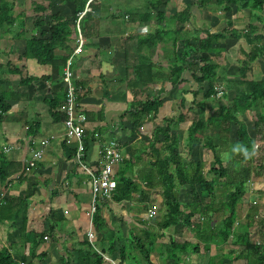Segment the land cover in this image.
Returning a JSON list of instances; mask_svg holds the SVG:
<instances>
[{
    "label": "crops",
    "instance_id": "1",
    "mask_svg": "<svg viewBox=\"0 0 264 264\" xmlns=\"http://www.w3.org/2000/svg\"><path fill=\"white\" fill-rule=\"evenodd\" d=\"M156 1L167 3L151 12L152 17L148 20H143V16L150 11V4ZM176 1H88L83 12L86 17L82 18V27V19H79L82 13L78 15L77 36H71L69 43L71 52L56 50L58 58L54 65H40L34 59L20 58L25 52L27 40L39 38L40 33L46 30L34 28V16L26 19L27 35L24 39L13 40L11 35L2 36L0 31V56L4 58L11 55L5 64L0 57L3 71L9 69V63L13 67L24 68L21 76L0 75V79L4 81L2 91L10 97L8 103L11 106V110L0 123V154L3 161L0 160V194L6 195L5 204L0 206V254L9 253L18 264H109L105 257L118 264H247V254L241 252L234 237L226 242L214 240L212 237L214 232L221 229L228 214L224 211L220 215L213 213V222L208 223L204 221L202 213H197L191 220L192 227L189 232H184L183 229L177 231L176 226L162 228L161 223L166 215L163 189L159 186L148 187L143 182V175L148 173L156 158L150 150L154 124H144L140 134L132 139V123L127 113L134 103L159 96L164 101L159 113L166 103H172L178 111L175 118L177 120L181 113L178 110L181 98H185L187 104L191 103L193 97L190 92L198 89L192 87L196 84L193 80L196 68L192 71L186 70L183 75L185 82L165 93L164 75L175 62L171 42L164 40L165 42L150 48L138 44L137 39H128L154 35L159 28L178 31L182 24L171 23L174 13L167 12L170 2L178 5ZM193 1L181 0L183 6L193 4L194 7L189 22L184 25L179 36L182 39L177 48L179 54L187 51L182 44L185 40L196 37L194 31L209 30L212 34H218L217 30L222 32L225 28L223 26L213 31L214 15L224 18L222 20H225V24L228 19L232 20L234 28L239 30L249 24H257V18L264 20V10L246 9L237 12V8L231 5V12L225 13L217 11L213 5L214 0L211 3L212 8L205 10L197 7L198 0ZM53 3V15L70 17L75 12L73 3L63 0H53ZM160 11L166 15L163 23H158V19H155ZM131 18L135 20L131 21ZM237 19H241L240 23L243 24L236 21ZM48 20L49 18L44 19L46 22ZM28 22L34 29L31 32H28ZM203 36L205 37L201 34L200 38H204ZM5 38L11 39L12 46L3 45ZM80 38L84 40L83 52L73 56ZM232 42L226 41L222 45ZM238 46L232 52L227 46L223 53L228 64L237 66L234 81L239 79V61L243 60L241 49L249 52V47H244L243 43ZM239 54L240 57L237 56ZM14 56H17L16 62L13 60ZM64 57H67L65 65ZM71 57L74 84L84 89L79 104L87 117V164L96 168L103 147L116 141L123 158L133 167L128 169V163H121L114 170L115 177L119 178L120 174L138 185V189L125 201L116 202L113 198L109 201H97L93 214L90 178L77 166L74 158L76 141L66 137L62 114L58 111L65 100L63 71ZM260 63L258 61L252 65V71L248 74L249 80H263V77L253 78L264 69ZM160 72L162 76L155 77ZM261 73L263 76L264 71ZM21 77L35 78L38 81L22 86ZM182 92L189 94L183 95ZM52 101L57 104V109L53 112L50 110ZM204 103L203 101L202 104ZM193 113L195 112L183 111L189 120L182 125L190 123V126L195 115H202V112L199 115ZM159 115L155 121L157 125L168 118L165 111L164 116L160 118ZM181 126L179 128L186 134L188 128L182 130ZM52 135L56 136V140L43 150V159L36 169L28 174L24 173L31 153L39 149L42 139ZM7 146L12 149L5 153L4 148ZM193 149L195 146L192 153ZM205 151L207 150L204 153ZM200 155L201 152H195V158L191 162L204 163L205 160ZM4 176L6 179L1 181ZM186 193L182 189L179 191L183 206L190 202ZM262 193L258 189L255 196L261 197L259 204L264 206ZM248 197L252 201L255 199L247 192L239 207L243 209L245 216L252 207L258 205L251 202V199L248 201ZM206 202L216 205V210L223 203L217 205L212 201ZM259 211L264 212V209L259 207ZM150 212L154 214L153 218H149ZM243 217L244 215H239L235 230L241 229L238 227H241L239 222ZM256 229L261 233L254 243L264 245V230L261 227ZM90 233L93 234L92 240L89 239ZM148 251L149 257H145ZM122 256L125 257L124 260Z\"/></svg>",
    "mask_w": 264,
    "mask_h": 264
},
{
    "label": "trees",
    "instance_id": "2",
    "mask_svg": "<svg viewBox=\"0 0 264 264\" xmlns=\"http://www.w3.org/2000/svg\"><path fill=\"white\" fill-rule=\"evenodd\" d=\"M88 1L90 0H63V2L73 3L75 6L74 14L70 17H64L59 14L53 15L52 10L55 6L53 0H0V31H4V34H10L11 36L13 34V40L24 39L27 35L25 30L26 19L34 16V28L36 30H46L40 33L39 38L27 40L25 52L20 58L24 60L34 59L40 65H54L58 58L56 50L71 52L72 49L69 45L71 36H77L76 22L78 15L85 12V6ZM212 1L200 0L197 7L203 10L211 9ZM214 2L213 5L218 9L217 11L225 13L231 12V5L235 6L237 10H264V0H214ZM19 3H23V5ZM166 3L156 1L150 4V11L145 17L143 16V20H148L149 17H152L151 12L157 11L165 6ZM193 7V4H186L181 12L174 13L171 23L179 22L182 24L178 31L171 28L165 31L159 28L154 35H149L145 38L134 37L133 39L132 37L128 39H133V41L137 39L138 44L150 48L165 42L164 40L171 42L175 62L168 73L164 75L165 93L185 82L183 75L186 70L192 71L194 67H198V70L193 69L195 71L193 72V80L198 85V89L190 92L193 97L191 107L187 108V100L182 97L178 106V110L181 113L177 120L167 118L162 124L157 125L155 123L160 108L164 104L163 99L159 96L147 99L144 102L134 103L132 109L127 113L130 116L128 119L132 123V139L140 134L144 124L150 122L154 124V136L152 137L150 150L156 158L150 165L148 173L143 175V182L148 187L159 186L163 189L166 215L161 223L162 228L176 226L177 231L183 229L184 232L185 230L189 232L192 227L191 220L195 214L202 213L204 221L211 223L213 222L211 214L220 215L224 211L228 215L223 220L221 229L214 232L213 239L226 242L230 237H234L239 243L241 252L247 254L245 257L247 264H264V245L260 244L259 246L256 242L254 243L255 238L261 233L256 228L261 227L264 230V212L259 211L258 206L252 207L245 217V223H241V229L235 230V224L239 221L238 209L247 193L246 180H235V177L233 178L235 181H231L232 177L229 174V170L224 167L223 161L218 155L217 146L211 138H208L204 144V149L212 152L214 156L208 170H206L207 167L202 162L184 161L180 146L181 132L179 128L189 120V117L184 115L183 111L187 113L195 111L197 115L201 112L200 110L205 103L202 104L203 101L197 103L196 99L204 91L203 86L206 84L208 88L204 92L203 97L206 100L215 99L218 108L208 119L204 120L203 117L196 118L188 127L185 146L188 152L192 153L194 143L197 142L204 131L214 128L218 132L217 137L223 143L222 145H227L231 149L239 146L247 150V158H245L244 153L236 151L232 152L230 161L239 164L243 168L242 171H245V167H256L257 177L264 176V164L254 166V156L252 154L256 147L257 139L262 132L261 126L264 125V114L261 113V111L264 112V79L258 81L248 79V74L252 71V65L258 61L264 62V20L257 18V24H249L243 30H239L235 29L232 20L228 19L225 28L218 34H212L209 30L194 31L196 37L189 38L182 44L186 50H193L191 55H187L185 52L179 54L177 53V48L182 40L179 36L184 30V25L190 20ZM45 18H49V20L46 22L44 21ZM165 18V13L161 11L155 17L156 20L158 19V23H163L162 21H165ZM83 19L80 22V27H82ZM134 20V18H131V21ZM14 28L17 29L16 32H14ZM201 34H204L205 37L200 38ZM239 40H244L249 47V52L247 53L241 49L243 60L239 61V79L233 81L218 73L221 67L215 60L226 52V48L222 45L224 42H237ZM66 59L67 57H64V65ZM3 68V65L0 64L1 76L7 74L21 76L24 70V68L13 67L10 63L7 71H3ZM140 75H142V70ZM157 75L162 76V72L156 73L155 77ZM34 81L38 80L30 77H21L20 85L24 86ZM219 84H226V91L223 92L220 98H217L216 86ZM3 85L4 81L0 79V123L11 110V106L8 103L10 97L3 93ZM227 92L234 93V98L229 100ZM181 94H189V92H182ZM81 97H83V94ZM224 101L228 102L225 104ZM53 102L50 104L52 112L57 109V104ZM253 112H256L253 118L257 132L255 138L250 135L248 126L241 120L243 116ZM127 114L124 116H127ZM233 126L237 127L234 131L235 140L229 144V135ZM85 144V147H87L88 143L86 141ZM85 151L87 153V150ZM127 163L128 169L133 167L126 159L123 160L122 165ZM5 179L6 176L1 181ZM223 180H226V182ZM216 185H222L227 194L226 201L219 205L217 210L215 209L216 205L206 202L208 198H215ZM137 189L138 185L133 180H129L119 174L117 189L112 198L116 202L125 201ZM181 189L187 192L188 198L190 197V202L186 203V207L180 201L179 191ZM262 235L264 236V233ZM147 254H150L149 251L145 257H149ZM124 259L125 257L122 256V260ZM0 264L18 263L12 259L9 253L5 252L0 254Z\"/></svg>",
    "mask_w": 264,
    "mask_h": 264
},
{
    "label": "rangeland",
    "instance_id": "3",
    "mask_svg": "<svg viewBox=\"0 0 264 264\" xmlns=\"http://www.w3.org/2000/svg\"><path fill=\"white\" fill-rule=\"evenodd\" d=\"M176 2L178 3V5H176V6L173 4V2H170L171 5L169 6V8L167 10L168 14L175 13L176 11H179V10H183L184 9V6L181 3V0H177ZM199 2H200V0H198V3ZM237 12H238V10H237ZM233 13L235 14L234 8H233ZM214 16H215L214 17L215 23H214V25H212L213 26L212 28H214L213 31L217 30L218 27H220V26L225 27V20H222L224 18H219L218 17L219 15H214ZM236 21H238L240 23L241 22V19H237ZM28 24H29L28 25V28H29L28 29V32H31V30H34V29H33L32 25H31V23L28 22ZM240 24H243V22L240 23ZM199 27H201V26H199ZM13 30H14V32L17 31L16 28H14ZM217 32L219 33L218 30H217ZM3 34H4V31L2 32V36H4ZM12 36H13V34H12ZM130 40L133 41L132 39H130ZM3 42H4L3 43L4 46H12V44H13L11 42V39H8V38H5V40H3ZM7 42H9V43H7ZM242 43H243V46L244 47L247 46L243 40H240V41H237V42L233 41L232 43H227V45H225L224 47L227 49V46H228L229 51L232 52L236 47H239L238 46L239 44H242ZM181 51H183V49ZM192 51L193 50L188 49L185 53L187 55H191ZM237 52L238 51H236V54H237ZM237 56L240 57L241 55L239 54ZM237 56H235V57H237ZM0 57H2V56H0ZM10 58H11V55L10 54H8L4 58L2 57L3 63L4 64L7 63V61ZM13 60H15V62H16L17 56H14V59ZM227 60H226V58L223 55H221V57L219 59L215 60V62L218 63L220 65V67H221L218 70V73L219 74H223L227 78H231L229 80H233L234 81V79H236L235 76L237 75L236 74V67L237 66L236 65L235 66H232V65L228 64V61ZM233 63L235 64V61ZM260 66L263 68L264 67V62H261L260 63ZM196 70H198V67L197 66H196ZM263 71H264V69H263ZM263 71H261V72H263ZM228 72H229V75H227ZM261 72L258 73L259 76L257 74H255V76H253V78L254 79L255 78L256 79H262V77H263V79H264V73H263V76H261L262 75ZM30 75H34V74L33 73H30ZM225 85L226 84H219V85H217L216 86V90L217 91L218 90L226 91V86ZM192 87H194L196 89V88H198V85L196 87V84H195V85H192ZM176 88H177V86L174 89H176ZM207 88H208V86L205 84L203 86V90L204 91L196 99L197 100V103H200L201 101H204L205 102L204 107H202L201 110H200L202 112V115L201 116L203 117L204 120L208 119L214 112L217 111V108H218L217 107V102H216L215 99H209V100L204 99L203 95H204V92L207 90ZM178 90H179V88H178ZM181 90H183V89H181ZM192 91H194V90H192ZM227 94L229 96V100H231V99L234 98V93L228 92ZM217 98H220V97L217 96ZM227 102L224 101L225 104ZM187 106L189 108L191 106V103L189 102L187 104ZM175 109L176 108L173 106L172 103H169V104L166 103V105L163 107V109L159 113L160 114L159 115L160 118L162 117V115L164 116V111H165V114L168 117V119H170V116H171L172 119H175L176 116L178 115V111L175 110ZM261 113L264 114L263 111H261ZM193 114H197V113L195 112ZM255 115H256V112L255 113L253 112L252 114H247V115H245V116H243L241 118V120L248 126V131H249L250 135L252 137H254V138L257 135L256 128L254 127V122H253V118L255 117ZM201 116H196L195 115L194 120L196 118H202ZM189 124L190 123H188L186 126L182 125L181 126L182 130H186L189 127ZM236 129H237L236 126H233L232 127V131H231V133L229 135V144L232 143L235 140V133H234V131ZM261 131L262 132H261V134L259 133L260 134V137L257 139V143H256V147L254 149V152H252V154L254 156L253 157L254 158L253 159V162H254L253 165L254 166H259V165L261 166V165L264 164V125L261 126ZM180 132H181L180 133V138H181L180 139V146H181L182 158L184 160H186V162L193 161V159L195 158L194 157L195 152H197V153L201 152V155L200 156L202 157V159L205 160L204 164L207 167L206 170H208V168L210 167V162H213L214 156H213L212 152H210L209 150L205 151L206 153H204V150H205L204 149V144L206 143V140L208 138H211L215 142V144L217 146V152H218V155L220 156L221 160L223 161L224 167H226L229 170V174L232 177V180L231 181L245 179L246 180V191L248 192V194L251 197L255 198L254 201H252V198L248 197V201L251 199V202H255V204H258V205H255L256 207L258 206V207H261V208L264 209V206L261 203L259 204V199H261V197L259 195H258L259 197L258 196L257 197L255 196V194L258 191V189L260 191H263V193H264V176L257 177V175H256V173H257L256 167H248V168L245 167V169H244L245 171H242L243 168L239 164H236V163L230 161V158L232 156L233 149L227 147V145H222L223 143H221V141H219V138L217 137V133L218 132L214 128L212 130L204 131L202 133V136L197 140V142L194 143L195 149H193V152L194 153H192L191 156H189L190 153L188 152L187 147H185L186 146V138H187V135L184 133L185 131L183 132V131H181V129H180ZM96 149H97V147H95L94 150H96ZM205 154H207V156H205ZM235 177H236V179L234 180L233 178H235ZM223 181L226 182V180H223ZM216 190L217 191L215 192V195H216L215 198H213V199L212 198H208L207 200L209 202L212 201L213 203H216L217 205H219L222 202L224 203L226 201L227 194L225 192L224 187H222V185H220V186L216 185ZM263 196H264V194H263ZM255 200H257V201H255ZM263 201H264V199H263ZM244 207H246V204H245ZM242 210L243 209H241V208L238 209L239 215L241 217L244 215V217H243L244 219L241 220L240 224L241 223H245V217H246L245 214H243V211ZM245 210H246V208H245ZM239 228H241V227L239 226L238 229Z\"/></svg>",
    "mask_w": 264,
    "mask_h": 264
},
{
    "label": "built area",
    "instance_id": "4",
    "mask_svg": "<svg viewBox=\"0 0 264 264\" xmlns=\"http://www.w3.org/2000/svg\"><path fill=\"white\" fill-rule=\"evenodd\" d=\"M85 13L79 15V19L84 17ZM84 40L80 38L79 45L74 55H79L83 52ZM72 57L68 61L63 71V82L65 85V100L60 105L58 111L62 114V120L66 130V137L76 141L75 161L77 166L89 176L91 183L92 194V211H96L97 201H109L117 189V182L115 177V168L120 165L124 158L121 154L119 145L116 141L110 142L104 146L101 151L100 161L96 168H91L86 162V147L85 138L87 136V117L80 109L79 99L84 93V89L74 84V74L71 70ZM217 96L223 95L222 90L217 91ZM56 140V136H49L40 141L39 149L33 151L29 160L26 163L24 173L28 174L36 169L38 163L43 159V150L49 147ZM12 148L7 146L4 152L8 153ZM6 195L0 194V206L4 205ZM153 213H149V218H153ZM93 234H89V239L92 240ZM47 239V238H45ZM109 264H118L110 258L105 257Z\"/></svg>",
    "mask_w": 264,
    "mask_h": 264
},
{
    "label": "clouds",
    "instance_id": "5",
    "mask_svg": "<svg viewBox=\"0 0 264 264\" xmlns=\"http://www.w3.org/2000/svg\"><path fill=\"white\" fill-rule=\"evenodd\" d=\"M236 151H240V152L244 153V155H245V158H247V156H248V153H247V150H246V149H244V148H242V147H239V146H237V147L233 148V152H236Z\"/></svg>",
    "mask_w": 264,
    "mask_h": 264
}]
</instances>
